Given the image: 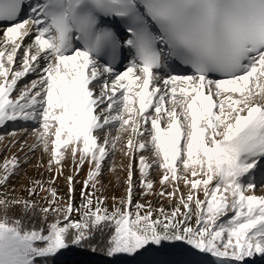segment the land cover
<instances>
[{
  "label": "snow or ice",
  "instance_id": "obj_1",
  "mask_svg": "<svg viewBox=\"0 0 264 264\" xmlns=\"http://www.w3.org/2000/svg\"><path fill=\"white\" fill-rule=\"evenodd\" d=\"M0 24V127L36 122V143L19 150L42 148L54 173L18 196L8 182L26 157L0 164V264L264 260V0H0ZM118 145L125 194L109 208L97 185Z\"/></svg>",
  "mask_w": 264,
  "mask_h": 264
},
{
  "label": "rangeland",
  "instance_id": "obj_2",
  "mask_svg": "<svg viewBox=\"0 0 264 264\" xmlns=\"http://www.w3.org/2000/svg\"><path fill=\"white\" fill-rule=\"evenodd\" d=\"M183 74V73H180ZM37 79L35 74L30 76H26L24 79L18 82L20 87H23L25 84H29L32 80ZM39 127L36 123H29V122H9L8 126L0 127V136L4 137L2 141H0V164H2L5 158L10 157L11 155L15 154L18 156L22 161L25 160L26 162H22L20 165L19 172L12 176L8 182V190L11 191L15 189L14 195L18 196H27V192L25 188L28 186L30 181L34 180H45L47 181L51 175L54 173H49L47 171V164H48V155L43 152L42 148H36L33 151H29L27 147H25L24 151H20V144H23L25 141L27 145H32L36 143V137L33 134L34 130ZM118 127V125H117ZM15 132L17 134V143L15 146H12L9 141L12 139L11 133ZM113 133H115V129H113ZM126 138V137H125ZM120 145L117 147V151L107 157L103 164L102 175L99 177L100 183L97 185L99 191L97 192L98 196L107 197V206L111 208L113 204V197H116L117 200L124 196L125 194V179H126V171L125 166L129 163L127 157L123 155V153L119 150ZM144 155L150 156L149 152H145ZM138 157H137V166H138ZM64 164V174L68 175L71 173L72 170V161L70 158L65 159L63 162ZM89 171V166L87 164L84 165L83 169L79 172L76 176V180L79 183L75 185V199L77 205L80 203V190L82 188V182L84 179L87 178ZM151 178L156 181L155 190L156 192L160 191V185L158 183L160 179V174L157 170L153 169L150 172ZM255 181L257 182V188L255 189V194L257 195H264V168H261L260 171L255 173L254 176ZM136 181L137 184L139 183V172L136 173ZM55 187L58 189L59 194L64 196L67 192V185L66 182L61 176ZM182 190L183 185L181 184ZM170 190V189H169ZM201 198H203V194L201 192ZM137 201L141 203L145 202L141 199L140 196V188L137 187L136 189V197ZM150 200L154 207H159L163 204L165 207H168L167 200H161L159 196L151 195L146 198ZM83 257L81 253L74 252L66 254L64 257H61V261H73L77 258ZM210 258V257H209ZM145 264H153L154 261H166L167 264H184L186 260L185 257L182 256H173L167 255L164 253H154V254H145L143 257L140 258ZM214 259V258H210ZM56 264H60V261H57ZM255 264H264V260H256Z\"/></svg>",
  "mask_w": 264,
  "mask_h": 264
},
{
  "label": "trees",
  "instance_id": "obj_3",
  "mask_svg": "<svg viewBox=\"0 0 264 264\" xmlns=\"http://www.w3.org/2000/svg\"><path fill=\"white\" fill-rule=\"evenodd\" d=\"M82 256L83 257L77 258V259H75L73 261H82V260H87L88 259V257L85 254H82ZM66 262H68V264H71L72 261H68L67 260Z\"/></svg>",
  "mask_w": 264,
  "mask_h": 264
},
{
  "label": "bare ground",
  "instance_id": "obj_4",
  "mask_svg": "<svg viewBox=\"0 0 264 264\" xmlns=\"http://www.w3.org/2000/svg\"><path fill=\"white\" fill-rule=\"evenodd\" d=\"M23 18H26V17H23ZM4 27H5V26H4ZM4 27H3V26H0V30H2ZM26 43H31V40H30V39H26ZM125 69H126V68H125ZM125 69H124V70H125ZM124 70H123V71H124ZM121 72H122V71H121ZM189 74H190V73H189ZM30 75H32V74L27 75V77L30 76ZM24 78H25V77H24ZM24 78H22V79H24ZM29 123H33V124H34V123H36V122H34V121H29Z\"/></svg>",
  "mask_w": 264,
  "mask_h": 264
}]
</instances>
